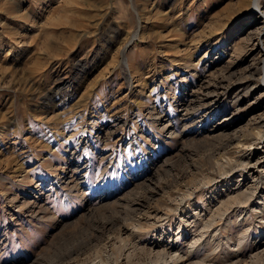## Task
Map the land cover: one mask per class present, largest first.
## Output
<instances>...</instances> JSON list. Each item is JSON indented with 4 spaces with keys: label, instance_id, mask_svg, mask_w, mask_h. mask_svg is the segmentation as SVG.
<instances>
[{
    "label": "rangeland",
    "instance_id": "1",
    "mask_svg": "<svg viewBox=\"0 0 264 264\" xmlns=\"http://www.w3.org/2000/svg\"><path fill=\"white\" fill-rule=\"evenodd\" d=\"M249 2L0 0V264H230L263 247Z\"/></svg>",
    "mask_w": 264,
    "mask_h": 264
},
{
    "label": "bare ground",
    "instance_id": "2",
    "mask_svg": "<svg viewBox=\"0 0 264 264\" xmlns=\"http://www.w3.org/2000/svg\"><path fill=\"white\" fill-rule=\"evenodd\" d=\"M248 9L249 10H253L254 12H258L259 14H261V16H262V18H263V16H264V12L263 11H260L259 10V3H258V0H250V2H249V6H248ZM260 16V17H261ZM259 17V18H260ZM261 19V18H260ZM262 23H264V21L263 20H261V22H260V24H262ZM261 27V26H260ZM258 32V31H257ZM261 32V31H260ZM259 33V32H258ZM260 35V34H259ZM259 41V40H258ZM262 47V46H261ZM263 48V47H262ZM259 51V50H258ZM263 54H262V60H263V66H262V80H263V82H264V52H262ZM124 64V69L125 70H127L126 69V66H125V63H123ZM261 71V70H260ZM249 89V88H248ZM262 89V88H261ZM241 91H242V89H241ZM216 92V91H215ZM262 92L264 93V89L262 90ZM243 95V94H242ZM224 97V96H223ZM263 124V123H262ZM260 131V130H259ZM254 133H256V132H254ZM261 132H258V136L257 137H259L258 139H259V142H258V140H257V143L258 144H260L261 145V147H263L264 148V133H262V134H260ZM252 140H254V139H252ZM256 143V142H255ZM252 144V143H251ZM251 144H250V146H251ZM256 147V146H255ZM256 148H254L252 151H253V153H250L249 154V158L251 159L252 158V156H253V154H254V152H255V154L256 153H260V152H257V151H254ZM262 153V152H261ZM263 153H264V151H263ZM264 155V154H263ZM263 155H260L259 156V158L260 157H262ZM248 158V157H247ZM262 160H257V159H255L254 161H253V165H255V164H259L260 162H261ZM244 163V162H243ZM242 164V163H241ZM248 164V163H247ZM252 164V163H251ZM221 165V164H220ZM252 165V166H253ZM261 167H263V165L261 166ZM245 168V167H244ZM263 170V169H262ZM254 186H255V183L253 184ZM252 185V186H253ZM254 189V188H253ZM259 189V187H257L256 186V188L254 189V191H252V190H250V191H252L253 193L255 192L256 193V190H258ZM248 191H246V193H247ZM244 193H245V191H241V190H239V191H237L233 196H228V198H226V200H228L227 202H228V205H232V204H229V203H234V202H236V201H238L239 203H240V200H241V203H243L242 202V200H246L247 199V197H245L246 196V194L244 195ZM250 193V192H249ZM249 193H247V194H249ZM255 193H254V195H255ZM262 191H261V189L259 190V192H257L256 193V195H258L257 197H259V199L260 198H262L263 196H262ZM243 195H244V197H243ZM255 195V196H256ZM247 196H253V194L251 193V194H249V195H247ZM262 196V197H261ZM256 197V198H257ZM263 200H264V198H263ZM247 202H248V200H246ZM245 201V202H246ZM225 201H223V203H224ZM227 202H225V204L227 203ZM237 202V203H238ZM236 204V203H235ZM234 204V205H235ZM222 205H224V204H222ZM227 205V206H228ZM262 208L263 207V204H262V206H260V204L258 205V208ZM225 208H226V205H225ZM230 208H231V206H230ZM261 210V209H260ZM264 210V209H263ZM262 210V211H263ZM251 211V210H250ZM218 212H220V210L218 211ZM220 213H222V212H220ZM219 213V214H220ZM218 214V215H219ZM223 215V214H222ZM210 221V220H209ZM207 222V221H206ZM244 235H245V233H243V235H242V237H244ZM242 237H237L236 239L237 240H241L242 239ZM243 240V239H242ZM196 242V241H195ZM191 243V242H190ZM243 242H240V241H236L235 243L233 242V245H231V244H228V242L226 243L227 244V247L229 248V247H231V249L232 248H234L235 247V249H238V248H240V247H242L244 244H242ZM263 247L260 249V250H258V251H256V252H254V253H251V252H249V253H247V255H237V256H231V257H229L228 259H227V261H231V263L230 264H239V263H242V262H244V263H242V264H264V255H263V253H264V244L262 245ZM192 248V247H191ZM162 249V248H161ZM227 249V248H226ZM235 252V251H234ZM161 254V253H160ZM160 254H158L157 253V255H159L160 256ZM162 256H163V254H161ZM164 255H165V253H164ZM173 256V255H172ZM171 256V257H172ZM164 257V256H163ZM165 257H166V255H165ZM169 257V259L167 260V261H163V263L162 264H175V263H177L178 262V259H179V256L177 255V256H175V257ZM157 261V260H156ZM193 264H207V261L206 260H204V259H202V260H198V263H193ZM209 264H217V263H215L214 261L213 262H211V263H209ZM221 264V263H220Z\"/></svg>",
    "mask_w": 264,
    "mask_h": 264
},
{
    "label": "water",
    "instance_id": "3",
    "mask_svg": "<svg viewBox=\"0 0 264 264\" xmlns=\"http://www.w3.org/2000/svg\"><path fill=\"white\" fill-rule=\"evenodd\" d=\"M122 51H120V54H121Z\"/></svg>",
    "mask_w": 264,
    "mask_h": 264
}]
</instances>
